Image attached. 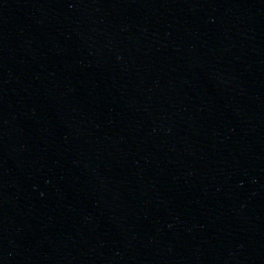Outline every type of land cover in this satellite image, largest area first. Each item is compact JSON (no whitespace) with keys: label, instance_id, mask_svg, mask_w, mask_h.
<instances>
[{"label":"water","instance_id":"95a60500","mask_svg":"<svg viewBox=\"0 0 264 264\" xmlns=\"http://www.w3.org/2000/svg\"><path fill=\"white\" fill-rule=\"evenodd\" d=\"M34 264H264V0H33Z\"/></svg>","mask_w":264,"mask_h":264}]
</instances>
